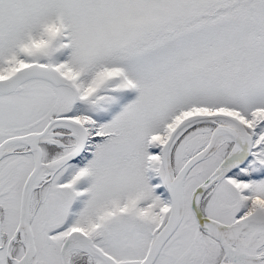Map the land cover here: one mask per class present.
I'll list each match as a JSON object with an SVG mask.
<instances>
[{"label":"snow or ice","instance_id":"obj_1","mask_svg":"<svg viewBox=\"0 0 264 264\" xmlns=\"http://www.w3.org/2000/svg\"><path fill=\"white\" fill-rule=\"evenodd\" d=\"M0 264H264V0H0Z\"/></svg>","mask_w":264,"mask_h":264}]
</instances>
